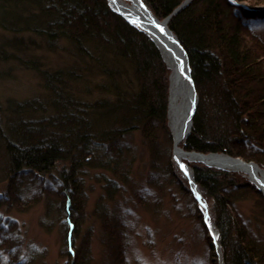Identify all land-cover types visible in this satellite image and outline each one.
<instances>
[{
  "label": "trees",
  "instance_id": "trees-1",
  "mask_svg": "<svg viewBox=\"0 0 264 264\" xmlns=\"http://www.w3.org/2000/svg\"><path fill=\"white\" fill-rule=\"evenodd\" d=\"M25 1L0 3L6 7ZM29 1L38 7L35 18L42 20V26L24 20L23 28L33 29L47 44L66 39L85 67L83 73L69 75L77 88L68 99L58 94L64 73H44L46 89L53 95L52 112L23 117L20 114L41 107L24 102L23 108L11 111L15 117L6 130L0 129L6 178L0 207L22 210L44 199L47 214L64 210L67 264H89L87 244L76 249L70 240L75 222L67 209L72 200L78 210L86 204V167L99 168L103 187L109 195L115 193L120 185L105 173L125 178L121 163L134 153L132 134L138 131L148 146L151 168L157 169L156 163L166 159V172L174 174L167 125L169 69L146 33L114 12L107 0ZM143 1L161 19L183 0ZM259 21H264V7L251 8L239 0H191L171 16L168 25L187 53L198 96L190 132L182 142L185 150L224 152L264 168V38L254 28ZM96 75L104 81L90 86L88 81ZM82 88L101 97L84 100ZM162 139L168 140L169 148L163 149ZM189 166L217 230L221 263L264 264V236L237 208L247 192L263 201L254 182L239 171L201 162ZM176 171L187 185L184 173ZM97 208L109 264H126L123 224L103 205ZM261 214L259 227L264 224V210ZM22 243L16 220L0 213V264H33L34 249L21 253Z\"/></svg>",
  "mask_w": 264,
  "mask_h": 264
},
{
  "label": "rangeland",
  "instance_id": "rangeland-1",
  "mask_svg": "<svg viewBox=\"0 0 264 264\" xmlns=\"http://www.w3.org/2000/svg\"><path fill=\"white\" fill-rule=\"evenodd\" d=\"M239 2L251 8L264 7V0L260 3L253 0ZM38 14L35 2L29 0L6 7L0 3V129L3 130H6L7 122L15 117L11 112L13 108H23L24 102H33L35 107H41L20 114L23 117L38 118L52 112L50 101L53 95L46 89L44 73H64L61 76L64 85L58 94L68 99L75 95L77 88L69 75L83 73L85 67L66 39H54L55 42L47 44L33 29L23 28L24 20L42 26V20L37 22L35 18ZM254 28L264 38V21L256 23ZM102 81L104 78L96 75L88 83L91 86ZM83 89L80 96L84 100L101 97L98 92L89 94ZM168 130L172 143L169 163L175 169L173 176L166 172V159L156 163L155 171L151 168L153 164L148 146L143 143L138 131L132 134L134 153L125 156L121 163L125 178L121 180L111 172L105 173L106 177L120 185L115 193L109 195L103 187L99 168L86 167V204L78 210L72 200L67 209L75 222L70 240L76 249L87 244L85 256L89 258V264H109V248L105 244L107 236L97 214L100 205L123 224L121 233L126 241V264H217L214 247L208 239L209 232L198 215L201 212L197 201L192 196L188 181L187 186L176 171V168L181 169L173 159L169 125ZM161 141L163 149L165 146L169 148L168 140ZM187 162L189 164L191 161ZM3 165L0 147V191L6 183ZM259 193L263 201L257 199L259 197L255 192H247L238 200L237 208L249 219L252 227L259 228L264 236V224L261 227L256 224L263 219L261 211L264 210V196L261 191ZM60 203L63 204L62 201ZM61 204L59 207H62ZM0 213L16 220L23 239L20 252L34 249L33 264H67L69 258L64 253V210L60 214L57 211L47 214L45 201L40 199L22 210L2 205Z\"/></svg>",
  "mask_w": 264,
  "mask_h": 264
},
{
  "label": "water",
  "instance_id": "water-1",
  "mask_svg": "<svg viewBox=\"0 0 264 264\" xmlns=\"http://www.w3.org/2000/svg\"><path fill=\"white\" fill-rule=\"evenodd\" d=\"M191 0H183L176 8L173 9V11L168 14L167 16L163 17V18H158L152 11L151 9L147 6V4L143 1V0H136L135 3V9H131V8H123L121 7L119 4H116V6H112L110 1L107 0V3L109 5V7L116 13H118L120 16H122L129 24L133 25L134 27L138 28L139 30L143 31L144 33H146V35L150 38V40L154 43V45L157 47L161 58L163 59V61L165 60L163 58V55L161 53V50L159 48V46L157 45L158 42H162L164 44L165 47H168L170 45H172L174 47V49H172L173 52H181L182 57H184L188 63V56L187 53L185 51V49L183 48V46L181 45L177 35L175 33H173V31L171 30V28L169 27L168 23L169 20L171 18V16L173 14H175L176 12H178L181 8H183L186 4H188ZM233 1V0H231ZM141 25V28L137 25ZM170 36H174L175 42L174 44L169 42L168 43V37ZM170 44V45H169ZM166 64V62H165ZM189 65V63H188ZM167 66V65H166ZM190 70V68H189ZM171 72H169L168 78L170 77ZM189 89L192 91L193 93V99L191 101V103L188 105V107L186 108V119L185 122L182 126V131L180 133V136H182L184 139L185 137L188 135V133L190 132L191 129V125H192V116L195 112L196 106H197V102H198V96H197V92L195 90L194 87V83H193V79L190 76L189 79ZM167 124L169 125L168 121ZM170 127V126H169ZM173 140V138H172ZM174 147H175V141L173 140V159L175 161V163L178 165V167L182 170V172L184 173V175L187 177L188 179V183H189V189L192 193L193 198L197 201V206L201 212L202 215V221L205 225V227L208 230V224L207 221L211 222V224L214 226L212 220L210 219L208 213H207V204L205 199L202 197L201 191L198 188L197 184L194 181L193 178V172L191 167L189 166L188 163H185L184 161H178L175 159V155H174ZM185 153H192V154H196L200 157H217V158H221L224 159L226 161H230V162H234V163H238L240 165H243L245 168H248V170L252 173H256L257 170L259 169V165L252 161V160H244L241 157L238 156H231L227 153L224 152H207V153H203V152H199V151H194V150H183ZM203 163L207 166H212V167H216L222 170H231V171H241L238 168H227L225 166V164H210L207 163L206 161H203ZM262 168V167H261ZM244 171V170H242ZM248 177L250 180H252L257 188L261 191V188L259 187L258 183L255 182L250 175L248 174ZM262 195L264 196V193L261 191ZM215 229V228H214ZM215 237L212 238L211 237V244L214 247L215 250V254L217 257V264H222L221 263V253H220V247L217 241V230L215 229ZM209 232V231H208ZM210 235V233H209Z\"/></svg>",
  "mask_w": 264,
  "mask_h": 264
},
{
  "label": "bare ground",
  "instance_id": "bare-ground-1",
  "mask_svg": "<svg viewBox=\"0 0 264 264\" xmlns=\"http://www.w3.org/2000/svg\"><path fill=\"white\" fill-rule=\"evenodd\" d=\"M112 6H116V4H119L123 8H131L135 9V3L136 0H109ZM140 28L141 25L137 24ZM174 33V32H173ZM171 42L174 44L175 39L174 36L168 37V43ZM157 45L159 46L161 53L163 55L164 63L169 69V72H171L170 77L168 78V93H167V118L168 123L170 126V132L172 135L173 140L175 141V147H174V155L175 159L178 161H184L185 163H188L187 161L191 162H201L206 161L210 164H225L227 168H238L245 175L250 177L258 183L259 187L261 188V191L264 193V169L259 166V169L256 173H252L248 170V168H245L243 165H240L238 163L226 161L221 158L217 157H200L196 154L192 153H185L183 150H185L182 147V142L184 138L180 136V133L182 131V126L186 119V108L191 103L193 99V93L189 89V79L191 76L190 73V66L188 65L186 59L182 57L181 52H173L172 49L174 47L172 45L165 47L164 44L161 42H158ZM175 45V44H174ZM169 75V73H168ZM244 170V171H242ZM237 171V170H236ZM208 224V231L210 233V236L212 238L215 237V229L214 226L211 224V222L207 221ZM218 261V260H217Z\"/></svg>",
  "mask_w": 264,
  "mask_h": 264
}]
</instances>
